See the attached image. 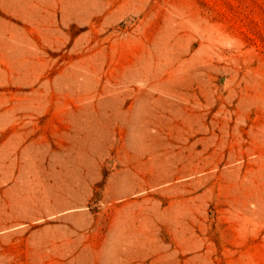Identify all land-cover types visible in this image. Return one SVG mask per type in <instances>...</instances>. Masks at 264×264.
Instances as JSON below:
<instances>
[{"label": "rangeland", "instance_id": "obj_1", "mask_svg": "<svg viewBox=\"0 0 264 264\" xmlns=\"http://www.w3.org/2000/svg\"><path fill=\"white\" fill-rule=\"evenodd\" d=\"M0 264H264V0H0Z\"/></svg>", "mask_w": 264, "mask_h": 264}]
</instances>
